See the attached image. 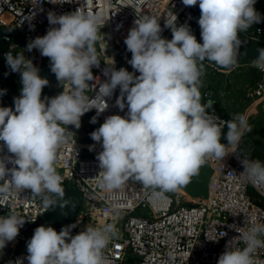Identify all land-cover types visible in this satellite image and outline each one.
<instances>
[{
    "label": "clouds",
    "instance_id": "1",
    "mask_svg": "<svg viewBox=\"0 0 264 264\" xmlns=\"http://www.w3.org/2000/svg\"><path fill=\"white\" fill-rule=\"evenodd\" d=\"M43 2L40 0L35 7ZM47 2L64 4L72 0ZM182 3L188 7L199 5L197 22L202 43L187 23L177 25L174 13L165 17L164 27L172 33L170 40L161 35V15L141 14L124 40L132 54L128 64L134 72L123 67L116 70L111 60L103 70L107 77L104 82L93 75L92 69L100 66L96 45L103 38L100 29L109 18L83 6L61 15L48 12L47 33L30 40L25 50L36 49L49 58L50 70L64 89L54 97L42 98L49 81L39 75V68L25 56V50L15 55L6 53L7 66L20 74L22 88L14 97V109L0 107V206L11 197H20L25 190H30L32 198L39 197L46 211L58 202H62L61 207L68 203L63 199L64 177L57 163L75 135L69 126L79 129L81 117L93 109L96 116L90 123L95 124L109 108L107 100L117 88L115 106L121 111L127 107V113L106 117L90 133L102 148L96 156L101 169L95 177L97 185L113 194V200L129 181L158 190L154 191L157 196L180 191L200 177L202 166L210 160L221 163L231 153L238 159L243 157L240 163L244 170L239 177L254 187H264V162L237 151L243 136L252 131L248 117L236 114L231 120H221L214 110L209 111L214 101L202 102L201 92L205 61L225 69L237 65L242 43L238 33L262 21L254 7L256 0ZM34 18L35 12L20 24L27 20L31 26ZM258 51L251 65L264 72V48ZM90 81L96 83L90 85ZM90 88L96 92L94 98L87 94ZM4 94L6 90L0 89V96ZM222 125L227 128L226 134ZM228 176L238 177L232 171ZM25 222L11 209L6 216H0V250L16 239ZM74 227L75 224L68 225L59 232L51 226L37 227L27 242L28 264H111L105 250L116 235L115 225L88 224L72 236ZM229 227L239 235L227 242L217 264H264L258 259V253L264 251V223L252 216L246 217L244 227ZM237 242L244 246L238 247ZM169 259L174 261L175 255L169 253ZM9 264H23V259Z\"/></svg>",
    "mask_w": 264,
    "mask_h": 264
},
{
    "label": "built area",
    "instance_id": "2",
    "mask_svg": "<svg viewBox=\"0 0 264 264\" xmlns=\"http://www.w3.org/2000/svg\"><path fill=\"white\" fill-rule=\"evenodd\" d=\"M38 3L40 0H0V43L6 46L1 53L3 60L6 61L5 55L9 51L14 55L24 51L30 40L47 33L50 27L48 12L61 15L74 12L83 6L88 11L102 12L105 19L109 18L100 29L103 38L96 45L100 66L92 69L93 75L99 77L101 82L107 79L103 70L111 60H114L113 66L116 70L123 67L134 72L128 64L132 54L127 50L124 40L137 16L161 15L159 23L164 38L171 31L164 27L167 13L177 16V24L184 22L199 27V5L188 7L182 0H72L71 3L64 4H51L44 0L35 7ZM254 7L262 21L242 33L250 39L264 42V0H256ZM33 12L35 18L31 21V26L27 20L20 24L25 16ZM24 54L39 69L47 62L46 57L41 56L36 49L31 52L25 50ZM246 66L251 67L255 73V81L244 95L247 103L253 107L248 123L252 131L258 129V124L264 134V72L251 64ZM6 72L20 79V74L12 72L8 66ZM135 74L139 75L138 72ZM89 83L93 85L96 82ZM98 87L96 85V90ZM63 90V86L56 79L57 95ZM87 94L94 98L96 92H92L90 88ZM118 96L119 88L107 100L109 108L97 117L95 124L90 123L92 117L96 116V110L93 109L81 117L79 129L69 126V130L75 135L61 152L57 170L64 177L63 186L76 188L82 195L79 214L74 222L76 227L72 228L71 235L79 234L88 224L100 227L108 223L114 224L116 235L105 250L111 264H126V256L130 251L138 256V264H217L227 242L239 235L229 225L244 227L246 217L252 216L264 223V187H254L244 177H239L244 170L240 163L243 157L238 159L235 153H231L221 163L209 161L212 175L206 198L191 197L183 193L182 189L157 196L154 191L158 190L129 181L114 194L117 199L113 200V194L106 193L97 185L95 177L101 169L96 156L102 148L91 139L90 133L99 128L106 117L116 114L124 116L127 113V107L121 111L115 106ZM2 99L0 96V102ZM208 99L211 96L206 94L204 103ZM213 110L223 121L231 120L235 116H228L215 104L209 111ZM253 120L256 121L252 123ZM222 127L226 134V126ZM252 131L247 134L254 136ZM221 142L227 143L223 139ZM240 144L237 151H240ZM92 145L95 147L90 151L89 147ZM229 171L238 177L229 178ZM30 195V190H25L20 193V197H11L5 205L0 206V216H6L11 209L26 219L16 239L7 243L5 248H10L12 252L1 258L0 264H9V261L14 262L17 259H23V264H28L27 242L32 238L30 230L33 226L46 224L48 210L42 207L39 197L32 198ZM114 204L118 207H113ZM138 212L140 213L136 215ZM223 233L226 235L223 236ZM237 246L242 248L244 245L237 242ZM169 253L175 255L174 261L169 259ZM187 254H190L189 258ZM258 259L264 261V251L258 253Z\"/></svg>",
    "mask_w": 264,
    "mask_h": 264
},
{
    "label": "rangeland",
    "instance_id": "3",
    "mask_svg": "<svg viewBox=\"0 0 264 264\" xmlns=\"http://www.w3.org/2000/svg\"><path fill=\"white\" fill-rule=\"evenodd\" d=\"M185 24L184 22H180L177 25ZM188 24V23H187ZM196 36V38H200V27H197L193 24H188ZM166 39H172L171 31L165 37ZM5 46L0 43V89L6 90V94L2 97V101L0 102V107H12L14 109V97H18L20 95V91L22 85L20 83V79L10 75L6 72V61L2 58V51ZM205 64V75L202 77L203 79V87L201 88V92L203 95V101L206 97V94H209L212 99L216 100V105L222 107V109L227 113L228 116H233L236 114H245L250 118V113L253 107H250V104L245 100V92L249 86H251L255 81V73L254 70L245 65H238L237 69L233 72V75L226 80L227 85L223 87V90L220 86L217 85L218 76L216 74L218 71L208 63ZM7 73V75H6ZM228 73L224 72L223 74ZM222 74V73H220ZM219 84V83H218ZM218 86V87H217ZM250 108V109H249ZM258 118V117H257ZM256 119V118H255ZM256 120H253L255 122ZM260 122V121H259ZM261 123V122H260ZM254 133V136L248 135L249 138H252L245 147V151L247 154L254 159L261 160L264 162V134L260 131L259 125L257 124ZM140 212L136 213L138 215ZM47 223V220H46ZM49 225V222L45 224ZM57 232L61 230V228L53 227ZM12 250L10 248H4L0 250V259L8 256ZM139 258L132 251L127 253L126 256V264H138Z\"/></svg>",
    "mask_w": 264,
    "mask_h": 264
},
{
    "label": "water",
    "instance_id": "4",
    "mask_svg": "<svg viewBox=\"0 0 264 264\" xmlns=\"http://www.w3.org/2000/svg\"><path fill=\"white\" fill-rule=\"evenodd\" d=\"M238 36L241 40V47L239 49L238 63L237 65H250L256 58L259 56V49L264 48V42L253 40L245 36L242 32L238 33ZM198 42L202 43L201 37L197 39ZM47 62L41 66L39 69V75L42 78H47L49 81L48 86L43 89L42 98L44 96L54 97L57 95L56 91V77L50 70V60L47 58ZM209 65L215 67L220 71H231V69H225L221 66H217L205 61ZM212 175V168L210 164L202 166L201 174L198 179L193 180V182L188 185L184 190L189 196L194 198L208 197L209 194V182ZM65 196L64 200L68 201L64 207H61L62 202H58L56 205L49 208L45 218L50 222L54 223L61 229L65 226L72 225L77 216L78 210L82 203V195L75 188H69L64 186ZM45 226V225H43ZM39 226H33L30 230L31 235L33 236L34 230Z\"/></svg>",
    "mask_w": 264,
    "mask_h": 264
},
{
    "label": "crops",
    "instance_id": "5",
    "mask_svg": "<svg viewBox=\"0 0 264 264\" xmlns=\"http://www.w3.org/2000/svg\"><path fill=\"white\" fill-rule=\"evenodd\" d=\"M237 67H238V65L233 69V70H231V71H218L217 73H219V74H216L217 76H218V82H217V85L218 86H220L221 88H222V90H223V87L225 86V85H227V82L228 81H226V80H228L230 77H231V75H233V72L237 69ZM224 72H228V73H225V74H223ZM220 73H222V74H220ZM226 78H228V79H226ZM219 83V84H218ZM217 86V87H218ZM222 108V107H221ZM64 187V186H63ZM67 187H69V186H67ZM69 188H73V187H69ZM76 189V188H75ZM184 191V190H183ZM185 192V191H184ZM81 207V206H80ZM49 210V209H48ZM79 210H80V208H79ZM79 210H78V213H77V216H76V218L78 217V214H79ZM48 212V211H47ZM47 214V213H46ZM76 218H75V220H76ZM47 220V219H46ZM49 222V225H51V227H57V228H60V227H58L57 225H55L54 223H52V222H50L49 220H47V223ZM75 222V221H74ZM46 223V224H47ZM74 224V223H73ZM45 226H47V225H45ZM56 229V228H55Z\"/></svg>",
    "mask_w": 264,
    "mask_h": 264
},
{
    "label": "trees",
    "instance_id": "6",
    "mask_svg": "<svg viewBox=\"0 0 264 264\" xmlns=\"http://www.w3.org/2000/svg\"><path fill=\"white\" fill-rule=\"evenodd\" d=\"M5 46V45H4ZM6 47V46H5ZM5 49V48H4ZM211 100H213L214 101V104L216 105V100H214V99H212L211 98ZM218 106V105H217ZM219 107V106H218ZM225 112V111H224ZM226 113V112H225ZM250 140H252L253 141V139L252 138H249L248 137V134L246 133L244 136H243V138H242V140H241V144H240V148H239V150H240V152H243V153H245V154H247V152L244 150L245 149V147L247 146V144H248V142L250 141ZM248 155V154H247ZM249 156V155H248ZM250 158H253V157H251V156H249Z\"/></svg>",
    "mask_w": 264,
    "mask_h": 264
},
{
    "label": "bare ground",
    "instance_id": "7",
    "mask_svg": "<svg viewBox=\"0 0 264 264\" xmlns=\"http://www.w3.org/2000/svg\"><path fill=\"white\" fill-rule=\"evenodd\" d=\"M182 192L186 194V192H184V191H182Z\"/></svg>",
    "mask_w": 264,
    "mask_h": 264
}]
</instances>
